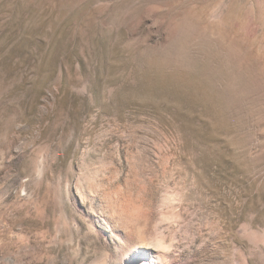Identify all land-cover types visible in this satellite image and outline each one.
I'll return each instance as SVG.
<instances>
[{
	"label": "rangeland",
	"instance_id": "rangeland-1",
	"mask_svg": "<svg viewBox=\"0 0 264 264\" xmlns=\"http://www.w3.org/2000/svg\"><path fill=\"white\" fill-rule=\"evenodd\" d=\"M136 246L264 264V0H0V264Z\"/></svg>",
	"mask_w": 264,
	"mask_h": 264
},
{
	"label": "bare ground",
	"instance_id": "bare-ground-1",
	"mask_svg": "<svg viewBox=\"0 0 264 264\" xmlns=\"http://www.w3.org/2000/svg\"><path fill=\"white\" fill-rule=\"evenodd\" d=\"M134 252V253H133ZM131 255L124 258V264H161V257L159 254L151 251L150 248L143 249L142 246H136L130 251ZM141 255L144 257L141 259Z\"/></svg>",
	"mask_w": 264,
	"mask_h": 264
}]
</instances>
